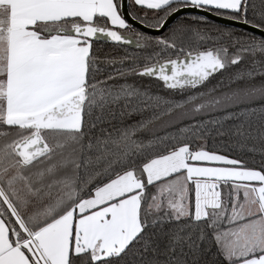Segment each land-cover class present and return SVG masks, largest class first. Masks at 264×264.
<instances>
[{
	"label": "snow or ice",
	"instance_id": "obj_1",
	"mask_svg": "<svg viewBox=\"0 0 264 264\" xmlns=\"http://www.w3.org/2000/svg\"><path fill=\"white\" fill-rule=\"evenodd\" d=\"M0 264H264V0H0Z\"/></svg>",
	"mask_w": 264,
	"mask_h": 264
},
{
	"label": "trees",
	"instance_id": "obj_2",
	"mask_svg": "<svg viewBox=\"0 0 264 264\" xmlns=\"http://www.w3.org/2000/svg\"><path fill=\"white\" fill-rule=\"evenodd\" d=\"M104 51H105V52H107V51H108V49H107V48H105V49H104Z\"/></svg>",
	"mask_w": 264,
	"mask_h": 264
}]
</instances>
